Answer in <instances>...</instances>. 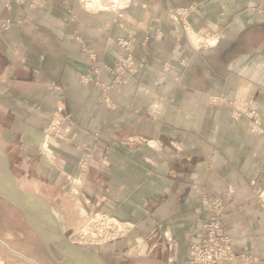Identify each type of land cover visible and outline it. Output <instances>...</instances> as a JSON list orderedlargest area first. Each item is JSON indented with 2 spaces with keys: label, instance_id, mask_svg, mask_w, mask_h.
<instances>
[{
  "label": "crops",
  "instance_id": "obj_1",
  "mask_svg": "<svg viewBox=\"0 0 264 264\" xmlns=\"http://www.w3.org/2000/svg\"><path fill=\"white\" fill-rule=\"evenodd\" d=\"M191 6V28L218 31L213 48L195 51L168 15ZM263 8L262 0H0V144L18 185L50 206L66 235L92 210L111 213L124 231L104 245L115 264H188L201 199L234 187L224 222L248 259L230 264H264V135L232 116L234 103L264 124ZM128 29L136 68L107 93L111 109L94 81L110 84L112 74L93 66L128 55L117 43ZM54 113L71 124L51 141Z\"/></svg>",
  "mask_w": 264,
  "mask_h": 264
},
{
  "label": "rangeland",
  "instance_id": "obj_2",
  "mask_svg": "<svg viewBox=\"0 0 264 264\" xmlns=\"http://www.w3.org/2000/svg\"><path fill=\"white\" fill-rule=\"evenodd\" d=\"M3 1V0H2ZM11 1H13V0H8V1H4L5 3H6V6L7 7H9L10 6V2ZM16 1V0H15ZM262 3H263V5H264V0H262ZM193 8V6H191V7H188V9L186 8V10H188V13H189V11L191 10ZM264 9V8H263ZM175 10H181V8H174V9H170L169 10V13H168V15H169V17L172 19V21L173 22H178L180 25H181V27H182V31H183V35H184V37L188 40V42H189V44H190V46L196 51V50H206V49H209V48H213L216 44H217V42H218V40L220 39L219 38V33H218V31H210V30H206V29H204V28H200V29H198V30H194L193 28H191L190 27V25H189V23L187 22V14L185 15V17H183V19L182 20H178V19H174L172 16H171V12L172 11H175ZM185 26H189V28H190V30H192L193 32H195V34L198 36L199 34H201V30H204V31H206V32H210V33H212L213 35H215V34H217L216 35V37L214 38V39H212L211 41H207V42H203L202 44H201V42H199L198 41V39H197V37H195L194 35L193 36H191V38L193 39V40H189V38H188V36H187V33H191L189 30L187 31V33H186V30H185ZM131 33H132V37H133V39L135 40V37H134V35H135V33H133L132 32V30H130V29H128ZM120 40L122 39V40H126L125 39V37H122V38H119ZM118 39V40H119ZM192 43H191V42ZM204 44V45H203ZM210 45V46H209ZM83 46V45H82ZM203 46L204 47H206V48H203ZM84 47V46H83ZM93 53H95L94 51H92ZM96 55V54H95ZM122 58H124V57H122ZM92 62H94V63H96V62H98V59H97V56H96V60H94V59H90ZM133 61H134V59H133ZM118 64V62L116 63V65ZM103 65H105V64H103ZM106 66H108V65H106ZM100 64L99 65H94L93 66V69L95 68V69H98V72L97 73H94V71H93V73L95 74V75H98L100 72H102L101 70H100ZM109 67V66H108ZM111 68V67H110ZM135 68H136V65H135ZM135 71V70H134ZM126 74H127V72H126ZM128 75V74H127ZM121 77V76H120ZM127 77V76H126ZM115 78H116V76H112V82L110 83V84H103V83H101L100 81H98V80H96L98 83H100V85L99 84H96V82H95V85H97V86H99L100 88H101V90L103 91L104 90V87H111L112 89H110V91H118V90H120V87L126 82V79H125V81L124 82H122V84H120V85H116L115 84ZM122 79H123V76L121 77ZM86 79H87V77H84V80L86 81ZM116 86H118V88H116ZM108 92H106V91H104L103 92V95H104V98H105V96H106V99H108L110 102H108L107 101V106L108 107H110L111 109H114L115 107H116V103L114 102V101H111L110 99H109V96H108V94H107ZM109 104V105H108ZM232 106H233V110H232V112L234 111V110H236V109H238L239 107V105H237V104H235L234 105V103L232 104ZM240 109H242V108H240ZM252 110L254 111V115H257L258 117H259V119L261 120V117H260V115L257 113V111H255L254 109H251L250 107H245V108H243L242 110H240L241 111V113L243 114V113H245L244 115H242L244 118H246L247 119V122H248V128H249V131L250 132H252L251 131V120H250V122H249V119H248V112H251V115H253L252 113ZM58 114H60V116L62 117V118H65V117H67L66 115H64V114H61V113H54L53 114V116L51 117L52 119H51V121L49 122V124H48V126H47V128H48V130H49V138L51 139V141H55V140H60L61 139V134H60V131H61V128H62V126H63V123H62V125L60 124V126H59V128H60V130L58 131V133H51V131H50V126H51V122H52V120L55 118V117H57V115ZM242 116H240V117H242ZM61 117H57V120L58 119H61ZM240 117H238V118H240ZM261 122H262V120H261ZM70 124H71V122H70ZM262 126L264 127V124L262 123ZM253 133H255V132H253ZM256 134H258V133H256ZM30 143L32 144L31 146H32V149H35V150H40L41 148H43L44 146H46V143L44 142V143H42V142H40V141H33V142H30V141H26L25 139H23V138H21L19 141H18V143L17 144H19V145H30ZM3 148V147H2ZM45 149H48V148H50L49 146H47V147H44ZM6 155V154H5ZM87 156H89V154L88 153H86L83 157H82V159H81V161H80V163H79V168H80V170L81 171H83V172H85V171H87L88 169H89V165L86 167V168H83L82 167V161L84 160V158H86ZM6 160H7V156H6ZM22 160H24L23 158H22ZM21 160V161H22ZM86 173V172H85ZM84 173V174H85ZM19 174V176H21L20 174H23L22 172L20 173H18ZM38 177H39V175H38ZM16 180V179H15ZM68 180V182L70 183V178H68L67 179ZM71 181H73L72 183H73V185H75V186H78L77 184H78V182H77V179L76 178H74V177H71ZM17 182V181H16ZM21 184H23V180L22 179H20V181H19ZM71 183V184H72ZM18 184V183H17ZM68 183H66V185H67ZM23 186V185H22ZM69 186H71V185H69ZM20 187V186H19ZM21 188V187H20ZM22 189V188H21ZM23 191H24V189H22ZM234 187H228V189H226V191L224 192V193H222L221 195H217V196H213V195H211V196H206V197H204V198H202L201 199V203H202V205H203V207H205L206 205H205V201H214V200H216V199H218V198H221V200L223 201V203H224V217L226 216V207H227V200L229 199V197H233V196H235V193H234ZM230 191H232V193H230ZM29 193V192H28ZM71 194L72 192H68V194ZM30 194H33V195H35V196H38V197H40L39 195H37V194H35V193H30ZM73 195V194H72ZM86 195V194H85ZM230 195V196H229ZM46 203V202H45ZM82 205H83V203H81ZM80 204V205H81ZM46 205L50 208V206L46 203ZM77 206H79L78 204H77ZM204 210V212H205V214H204V218H206V216H207V214L209 213L208 212V210H207V208H204L203 209ZM52 211V210H51ZM96 212H107V211H104V210H92L91 211V214L92 213H96ZM90 213L87 215V218H85L82 222H81V225H79V227L76 229V231H75V233L73 234V235H67V237L69 238V239H71L75 244H77V245H79V246H81V247H84V248H86V249H88L89 250V252H90V254H92V256H96L97 257V260L99 261V262H102V263H104V264H115V263H117V260L115 259V257H113V256H111V255H109V253L105 250L106 248H104V245L105 244H107V243H111L112 241H114V240H116L117 238H119V236H121V233H123L124 231H122V232H120L121 230L119 229V232H117V235L114 237V238H112V239H110V240H104V239H101L100 241H98V243L97 244H90V243H88V242H85L84 240H82L81 239V237H82V233L80 234V229L82 228L83 229V234H84V231L85 230H89L88 232H89V234L88 235H91V232H92V230H90L89 228H85L84 227V225L86 226L87 225V223H88V221H89V219H88V216L89 215H91ZM109 214H111V213H109ZM53 215H54V213H53ZM55 216V215H54ZM203 218V219H204ZM202 219V220H203ZM202 220L197 224V226L200 224V223H202ZM224 224H225V222H224ZM196 226V227H197ZM195 230H196V228H195ZM228 231H229V229H227ZM87 233V232H86ZM231 233V232H230ZM81 236H80V235ZM9 244V245H8ZM12 248H15V249H17V250H22V251H27V252H32V253H37V255H38V257L39 258H41L42 260H44L47 264H57L49 255H48V253H47V251H46V249H45V246H44V244L42 243V241L39 239V237L37 236V234L33 231V230H31L28 226H27V224H26V222H25V219H24V216H23V214H22V212L20 211V210H18V209H16L15 207H13L12 205H10L9 203H7L5 200H3V199H1L0 198V264H29V263H27V262H24L23 260H20V258H14L13 257V255H15L14 253H12L11 252V247ZM52 250H53V252L55 253V255H57V257L59 258V259H61V257H60V252L55 248V247H53L52 248ZM18 254V253H17ZM15 256H17V255H15ZM189 251H188V264H190L189 263ZM17 257H19V256H17ZM123 264H134L132 261H130V262H127V261H124L123 262ZM139 264H142V263H139Z\"/></svg>",
  "mask_w": 264,
  "mask_h": 264
},
{
  "label": "built area",
  "instance_id": "obj_3",
  "mask_svg": "<svg viewBox=\"0 0 264 264\" xmlns=\"http://www.w3.org/2000/svg\"><path fill=\"white\" fill-rule=\"evenodd\" d=\"M8 1V0H3ZM188 14V10L181 9V10H175L171 12V16L174 19H180L182 20L185 15ZM186 33L189 30L191 33H187V36L189 40H193L191 36L197 37L198 41L201 42H207L211 41L216 37L217 34L213 35L210 32H206L204 30H201V34L198 36L190 30L189 26H185ZM133 32V31H132ZM134 33V32H133ZM126 40H118L117 43L120 45L124 50L128 52V55L124 58H121L118 61V64L115 65L113 68H110L106 65L100 64V70L101 71H107L112 76H116L115 78V84L120 85L122 82L125 81L124 78H126L127 74H131L135 70V61H133V57L131 55V51L134 49V42L135 40L132 37V33L128 30L127 36L125 38ZM191 42V41H190ZM80 43L84 46L83 52H85L90 59L96 60V55L89 49H87L86 45L80 40ZM192 43V42H191ZM204 45V44H203ZM210 46V45H209ZM203 48H206L203 46ZM94 73L98 72V69H93ZM127 72V74H126ZM123 76V79L121 77ZM92 79L90 77H87L86 81H91ZM99 84L97 81H94V83ZM118 88V86H116ZM111 87H104V91L109 92ZM105 101L107 103L110 102L108 99ZM109 105V104H108ZM242 109L238 108L232 112V116L235 118H238L245 113H241ZM248 112V119L249 122L251 120V131L263 134L264 135V127L262 126V122L259 119L257 115H254V111ZM246 115V114H245ZM57 117H61L60 114L57 115ZM55 117L50 126L51 133H58L60 130L59 126L60 124L65 122H70L68 117L58 119ZM89 165V156L84 158L82 161V167L86 168ZM232 193V191H230ZM230 196V195H229ZM205 208L208 210V214L206 218L202 220V223H200L196 227V235L197 240L191 241L189 244V263L190 264H230L233 260L237 258H242L244 260H247L248 258L245 256L239 257L234 250V241L233 237L228 231L226 225L224 224V203L221 200V198H218L214 201H205ZM88 223L84 227L89 228L92 230L91 235L89 234V230H85L83 234V229H80V234L82 233L81 239L85 242H88L90 244H97L98 241L101 239L104 240H110L114 238L117 235V232H119L118 228V222L117 220L112 217L111 214L108 212H96L92 213L88 216ZM87 232V233H86ZM79 234V235H80ZM81 236V235H80Z\"/></svg>",
  "mask_w": 264,
  "mask_h": 264
},
{
  "label": "water",
  "instance_id": "obj_4",
  "mask_svg": "<svg viewBox=\"0 0 264 264\" xmlns=\"http://www.w3.org/2000/svg\"><path fill=\"white\" fill-rule=\"evenodd\" d=\"M0 198L20 210L27 226L33 230L48 255L57 264H104L92 256L89 250L75 244L63 232L51 209L38 196L23 191L9 169L5 152L0 144ZM60 252L59 259L53 252Z\"/></svg>",
  "mask_w": 264,
  "mask_h": 264
},
{
  "label": "bare ground",
  "instance_id": "obj_5",
  "mask_svg": "<svg viewBox=\"0 0 264 264\" xmlns=\"http://www.w3.org/2000/svg\"><path fill=\"white\" fill-rule=\"evenodd\" d=\"M121 232V231H120Z\"/></svg>",
  "mask_w": 264,
  "mask_h": 264
}]
</instances>
